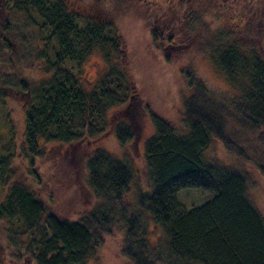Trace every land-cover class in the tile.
Here are the masks:
<instances>
[{
  "label": "trees",
  "instance_id": "1",
  "mask_svg": "<svg viewBox=\"0 0 264 264\" xmlns=\"http://www.w3.org/2000/svg\"><path fill=\"white\" fill-rule=\"evenodd\" d=\"M180 4L185 32L192 34L201 14L189 0ZM207 31L200 51L235 93L221 96L188 67L179 94L180 129L144 108L154 126L144 145L154 188L139 195L143 210H129L125 201L133 169L102 148L86 153V184L95 203L75 221L60 219L26 187L9 186L0 219L22 222L35 264H88L116 225L131 264H264V218L249 198V177L207 157L216 140L264 176V57L223 30ZM174 32L177 40L182 37ZM174 32L165 36L153 29L155 48L180 50ZM96 51L108 67L88 89L81 73ZM36 68L43 74L39 79L27 74ZM9 89L25 97L22 153L31 163L43 155V143L69 147L74 154L80 144L108 133L121 145L136 137L131 114L128 122L110 115L124 106L128 112L136 99L120 35L111 23L80 18L63 0H0V102ZM192 188L215 195L187 209L177 193ZM145 213L166 236L156 249L147 239Z\"/></svg>",
  "mask_w": 264,
  "mask_h": 264
},
{
  "label": "rangeland",
  "instance_id": "2",
  "mask_svg": "<svg viewBox=\"0 0 264 264\" xmlns=\"http://www.w3.org/2000/svg\"><path fill=\"white\" fill-rule=\"evenodd\" d=\"M63 1L80 18L111 23L120 35L124 63L131 72L136 99L128 112H123L127 107L124 106L112 110L110 115L125 118L128 122L127 117L131 114L136 137L121 145L113 134L108 133L90 144H80L74 154L69 147L43 143V155L31 163L22 153L25 97L9 89L4 102H0V205L9 186L20 184L32 191L60 219L77 220L95 203L86 184L87 154L102 148L133 169L134 178L125 201L132 207L129 206V210L141 211L139 195L150 194L154 188L144 166V145L154 135V126L144 108L180 129L179 94L184 85L182 71L188 67H193L208 87L221 96L235 93L222 71L200 49L207 43L208 29L213 32L223 30L245 49H254L264 57V0H189L190 6L201 14L192 34L185 32L186 21L181 15L180 0ZM153 29L162 30L165 36L174 30L183 32L178 40L174 32L175 41L182 44L180 50H157L152 43ZM107 67L102 54L94 52L83 65L81 80L84 86L91 89ZM27 74L36 79L43 75L37 68L28 70ZM207 157L247 174L249 198L264 218V176L219 141H213ZM214 195L212 190L182 189L177 193V200L189 209L210 201ZM145 217L150 248L156 249L158 243L166 242V236L149 214L145 213ZM23 231L22 222L16 218L12 221L0 219V264H35L28 248L30 233L24 234ZM122 238V228L116 225L110 234L104 236L103 244L92 253L88 264H131L121 251Z\"/></svg>",
  "mask_w": 264,
  "mask_h": 264
}]
</instances>
